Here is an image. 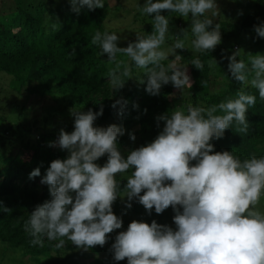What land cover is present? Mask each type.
I'll use <instances>...</instances> for the list:
<instances>
[{
  "label": "clouds",
  "instance_id": "1",
  "mask_svg": "<svg viewBox=\"0 0 264 264\" xmlns=\"http://www.w3.org/2000/svg\"><path fill=\"white\" fill-rule=\"evenodd\" d=\"M70 3L77 14L85 7L104 8V0ZM137 8L152 17L150 34L137 33L135 41L126 47L118 46L121 37L116 33L97 31L92 37V44L101 49L99 54H107V62L115 65L108 73L114 93L132 78L130 65L118 60V54L129 57L136 68L145 69L146 81L140 79L139 83H146L145 90L152 96L159 95L162 86L169 83L181 91L192 88L187 65L176 63L179 55L167 67L161 63L176 49H185L189 28L181 29L174 36L175 43L165 50L162 46L170 30V19L161 12L167 10L182 17L190 14L192 47L204 53L222 41L221 25L205 15L220 14L216 0H145ZM52 28L60 30L58 21ZM254 31L264 38V23L255 25ZM244 54L247 59L241 58V49H236L227 57L228 71L243 85L235 99L210 107L189 104L186 112L176 109L159 115L157 126L163 121L162 131L153 142L132 150L126 158L118 148L124 128L116 124L94 126L103 115V106L98 112L70 109L74 130L61 129L58 139L49 143L69 155L53 160L41 179L48 186L51 199L37 205L24 224L32 237L30 243L44 247L46 237L58 241L57 249L65 246V238L84 250L104 246L107 234L121 229L123 224L113 212V203L126 196L127 208H131L130 201L135 198L149 215L153 208L161 214L171 206L176 228L155 220L151 224L132 221L111 246L116 261L127 258L128 264H264V212L258 208L264 196V156L241 160L232 151H214L210 142L221 139L225 130L233 126L239 134L249 131L246 113L256 105L257 97L246 92V87L257 89L264 101V55ZM70 55L75 56V51ZM213 63L218 62L213 58L209 67ZM190 64L200 71L204 68L199 57ZM201 84L206 87L207 81ZM126 105L127 101L120 98L111 107L119 106V114L123 115ZM129 135L136 139L134 134ZM105 154L107 162L103 166L95 163ZM129 171L122 188L116 176ZM40 175L37 167L29 179ZM0 211L12 210L0 202Z\"/></svg>",
  "mask_w": 264,
  "mask_h": 264
},
{
  "label": "trees",
  "instance_id": "2",
  "mask_svg": "<svg viewBox=\"0 0 264 264\" xmlns=\"http://www.w3.org/2000/svg\"><path fill=\"white\" fill-rule=\"evenodd\" d=\"M242 1L247 5L245 14L227 19L222 11L215 17L209 12L208 17L214 24L221 25L222 41L214 50L204 53L192 47L191 15L182 17L179 13L162 10L161 14L170 19V30L162 46L165 50L175 43L174 36L181 29L189 28L185 49L181 50L186 51L184 61L193 86L181 91L169 83L162 86L159 95L152 96L145 90L146 83H139L140 79L146 81L145 69L136 68L134 62L123 54H118L117 59L130 65L132 78H125V86L114 93L108 73L115 65L109 64L107 54L101 56L100 47L91 42L97 31L117 34L116 30L108 29L107 24L111 15L119 13L120 8L115 6L118 0H104V8L89 10L85 7L79 14L71 10L70 0H0V78L9 80L0 101V202L12 210L11 213L0 211V245L4 253H10L17 264H128L127 258L114 260L110 249L119 232L126 231L132 221L151 224L155 220L175 230V212L171 206L161 214L153 208L149 215L135 198L130 201L131 208H127L126 196L118 197L112 206L114 214L123 221L121 229L107 234L104 246H93L84 253L76 252L79 248L66 238L65 246L60 249L55 247L58 241L46 237H43L44 247L33 246L24 224L37 205L51 199L48 186L41 183L50 163L69 155L59 147H50L49 143L58 139L61 129L74 130L70 109L98 112L103 106V115L96 119L94 126H122L125 131L118 139V148L126 158L132 150L153 142L162 131L164 122L160 121L157 126L159 115L176 109L186 112L189 104L210 107L236 98L243 85L228 71L227 57L236 49L242 50L243 59H247L244 53L264 55V38L254 34V26L264 23V0ZM56 21L60 30L52 28ZM152 23L150 16L145 35L152 32ZM136 34L127 33V36L134 40ZM118 46L125 47L122 40ZM73 50L75 56L70 55ZM171 57L161 63L167 67L172 62ZM196 57L204 63L202 71L190 64ZM213 58L218 63L209 67ZM202 81H207L206 87L202 86ZM24 88L30 94L46 93L51 108L42 113V110H33L24 123L12 122L8 115L22 116V111L31 109L16 107L9 102L12 95L16 100ZM1 90L0 87V95ZM244 90L257 97L256 105L246 113L249 131L239 134L233 126L225 130L221 139L210 141L214 144V151H232L241 160L253 155L264 156V101L260 100L257 89L249 86ZM120 98L127 101L123 115L119 114V106L117 109L111 107ZM130 133L135 135V140L130 138ZM106 162L107 154L95 161L100 166ZM37 167L41 175L29 179L30 172ZM130 174L131 171L117 174L116 179L121 181L122 188Z\"/></svg>",
  "mask_w": 264,
  "mask_h": 264
},
{
  "label": "rangeland",
  "instance_id": "3",
  "mask_svg": "<svg viewBox=\"0 0 264 264\" xmlns=\"http://www.w3.org/2000/svg\"><path fill=\"white\" fill-rule=\"evenodd\" d=\"M154 2V0H153ZM242 0H216V3L218 5L219 11L224 13L225 18H231L233 16H238L240 14L247 13L246 4L242 3ZM114 1H112V4ZM145 3V0H118V3L115 4V6L119 7V13L118 15H111L109 19H111L108 24L107 28L112 29L113 31L116 30L117 35L121 37L120 40L123 42V46H127V43L132 41V35L136 33H142L144 34V29L149 25V18L147 14L138 15V12H141L137 5L143 6ZM122 9V11H121ZM251 10L248 11V13ZM206 16H209V12L205 14ZM227 15V16H226ZM227 18V19H228ZM145 20V21H144ZM141 29L143 30L141 32ZM139 30V31H138ZM172 32V31H171ZM127 33H131L130 38H128ZM172 33H175L174 31ZM255 36H257L256 32L254 31ZM132 39V40H131ZM136 36L133 40L135 41ZM175 55H179L181 58L179 60H176V63L178 65H185L186 62L184 61L186 58V51L178 49L175 50V54L172 55L171 60L175 59ZM9 85L8 78H0V87H1V95H0V101H2L3 94L5 92L6 87ZM186 89V88H184ZM10 94V93H9ZM10 96V95H9ZM31 96V97H30ZM13 97V95H12ZM9 98V102H13L16 107L23 106L25 109L26 107H31L29 110L22 111V116H14L8 115V117L12 120V122L16 123H24L25 119L30 118L31 113L33 110H42L41 113L44 111V109L51 108L50 100L47 94H41V93H28L27 89H22L18 98L12 99ZM28 100V101H27ZM27 112V113H26ZM18 113V112H16ZM26 113V114H25ZM258 208L263 212L264 209V196L261 197L260 203L258 205ZM263 208V209H262ZM4 249L0 245V264H17L15 261L12 260V255L8 252L4 253ZM87 250H84L83 248H79L76 250L78 253H84Z\"/></svg>",
  "mask_w": 264,
  "mask_h": 264
}]
</instances>
